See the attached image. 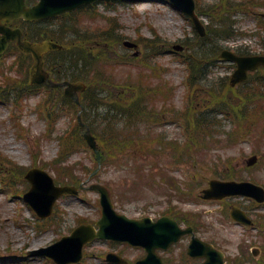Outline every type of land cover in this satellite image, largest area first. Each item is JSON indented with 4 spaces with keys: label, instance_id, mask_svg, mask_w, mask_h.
<instances>
[{
    "label": "rangeland",
    "instance_id": "rangeland-1",
    "mask_svg": "<svg viewBox=\"0 0 264 264\" xmlns=\"http://www.w3.org/2000/svg\"><path fill=\"white\" fill-rule=\"evenodd\" d=\"M213 1L201 0L200 2L203 6H208ZM96 6L100 13L118 19L117 22L120 26L119 33L127 36L126 39L135 41L136 39L142 40V37L154 38L155 34L152 30L154 28L157 32L156 39L163 41V43H171L172 45L176 43L185 44L186 42L190 44L195 43V50L218 44L216 40L215 42L207 41L198 44L196 33L190 21L165 1L139 0L137 2L102 3ZM262 6H264V0L257 2L254 8L251 9V13L240 12L236 14L234 17L236 27L248 32L249 35L242 38L238 36L224 42L223 47L249 51L251 54H261L263 52L264 23L262 25L263 27L259 24L260 18H262L261 14L264 13V7ZM83 15L84 12H77L74 16L56 20V30H59V25H64V30L68 31L69 26L76 23L80 28L92 31L93 33L89 32L90 37L98 38L96 32L106 28L104 22H90ZM204 19L206 23H209L207 16ZM50 27L55 28L52 25ZM50 27L47 25L44 26L46 29ZM253 31L255 35H250ZM70 39L69 43L73 46L75 44L78 45L81 41H85L84 39H78L75 34L70 35ZM95 45L90 44L87 47L90 50L91 56H95L99 52V47H101L100 45ZM186 47L188 48L189 54L196 56V52L192 51L190 47ZM140 49L142 52L144 51L142 44L140 45ZM117 51L120 54L125 52L129 53L128 49L123 45ZM130 52L132 53V51ZM5 59L7 60V57ZM10 62V60L6 61L8 65ZM156 62L162 67V73L164 74L161 78L154 79L153 82L169 84L175 92L170 108L176 112L178 111L177 108L183 110L186 106L185 95L187 93L184 77L186 78L188 75L185 64L180 62L171 53H165L159 56ZM204 68H206L205 71L200 75L202 82L206 84L216 82L218 85L225 82V78L230 76L234 70L229 63L219 65L205 64ZM14 71L13 76H16L17 70ZM133 72L135 73L136 71ZM123 74L125 73L118 72L119 77ZM151 77L153 76L151 75ZM1 81L2 77L0 76ZM166 89L169 90L170 88ZM16 92V90L9 91L12 99ZM43 97L44 93L41 91L33 95L30 99L27 98L21 101L22 106L26 108L23 114L20 111L15 113V109L11 105L0 101V153L10 158L13 162L27 168L32 166L34 161V157L32 156L37 153L39 158L34 162L41 167H46L49 172L54 174L51 162L60 152L57 137L59 134L67 131L72 125H70V119L67 116L58 119L54 125V131L47 138L45 134L48 130V121L39 115L36 106ZM157 107L159 106H156V109H152L146 114V117L149 118L147 123L138 121L136 124L143 128L150 127L153 129V135L157 139L159 138L157 134H159L168 141H183V127L176 120L174 111L166 112L164 109L167 108V105L164 109H161V106L159 108ZM215 110L216 106H209L203 113L210 118H216ZM12 113L21 119L25 130H22L20 126L16 125L15 117ZM157 113L161 114L162 117L157 119ZM218 118L219 122L214 130H217L218 133L224 132V135L226 132L232 130L234 127L232 119H227L223 114L218 115ZM99 123L100 120L96 119L95 125L97 126ZM21 131L24 132V136L20 135ZM218 138H221V135L215 136V139ZM257 141L258 139H255L254 146L253 143L247 141L231 148L224 142H213L210 148L205 151L204 158H202L199 167L196 169L194 167L190 168L185 164L171 165L172 161L167 157L160 159L157 156H152V161L156 163H167V166L181 180H185L192 175L194 177V173L198 170L203 171L198 173L203 185L202 188L206 187L209 180L213 178L215 169L217 172H221L232 170L233 168L239 171L242 179L251 180L264 186V139L260 142ZM154 146H156L155 143ZM147 148L148 146L145 143L136 142L128 150V154L138 160H142V158L150 157ZM84 150L81 149L73 154L67 164L84 163L92 168L91 164L96 163L90 157L91 154ZM254 154H259L261 156L260 160L253 167H248L246 162ZM229 157H233V159L226 163ZM220 158L222 161L221 165H218L216 168V164L220 161ZM93 166L95 167V165ZM7 168L6 164L0 165L1 172H5ZM77 173H81V171L78 170ZM83 178V181H85L88 175ZM133 179L134 176L119 169L118 166H109L106 168L102 166L100 174L94 177L92 181L101 182L109 188L112 187L121 197L131 198V201L123 203L124 206L119 204L121 207H117L120 212L126 213L130 217H141L144 215L152 217L163 216V212L170 205L169 199L161 198L159 193L153 191L145 192L141 187H131ZM124 181H128L129 185H126ZM16 185V188L22 192L27 191L30 187L22 179H19ZM7 191L9 190L7 189ZM80 192L79 197L66 196L61 198L55 207L53 216L47 220L39 218L23 198H13L6 191L0 192V257L15 258L12 260H0V264H47L42 259L35 258L36 260H33V258L26 255L27 252L46 247L57 241L63 235L69 234L78 225L77 220L81 217H85L91 222L98 220L100 216L98 194L86 188ZM239 201L244 205H250L252 203L246 199ZM173 205L181 207L185 211L192 212L197 217H200L198 222L202 223L203 226H207L208 229H201L198 235L208 240H214L226 251L227 256L231 258L238 254L242 245L248 247V249L247 247L245 248L246 251L248 250V253H250L251 247L261 246V237H264V235L260 236L256 228L246 230L230 218L227 219L225 212H219L221 206L219 203H205L203 201L198 203L191 201L181 202L178 199H174ZM248 210L251 216L256 219L264 215V206L253 207ZM182 248L183 246H180L178 251ZM109 249H114L113 251L116 252L122 251L132 260L144 254L140 249L120 245L114 246L110 243L107 244L105 241H97L86 247L85 259L80 264H107L101 257ZM262 258H264V252ZM194 263L192 262V264Z\"/></svg>",
    "mask_w": 264,
    "mask_h": 264
},
{
    "label": "water",
    "instance_id": "water-1",
    "mask_svg": "<svg viewBox=\"0 0 264 264\" xmlns=\"http://www.w3.org/2000/svg\"><path fill=\"white\" fill-rule=\"evenodd\" d=\"M96 0H40L39 4L34 7H27L26 0H0V32L5 34V39L0 40V47L3 50L9 40L19 39V44L26 51L32 52L37 59V65L34 68V73L40 72L42 68V58L41 53L52 47H56L53 42H44L42 44H32L28 41H22V32L19 29L12 30L10 28H5L2 26L1 21L6 20L11 22L12 20L23 17L26 20H35L47 18L54 16L69 10H73L82 4L94 2ZM179 7L186 11L198 24L197 17L194 13V2L193 0H173ZM227 57V56H226ZM229 58V57H228ZM235 56H231L230 59H234ZM239 60V59H238ZM255 61L247 59V66H253ZM239 72L237 77H239ZM35 75V74H34ZM36 79V78H35ZM71 89L67 90V93ZM34 189L27 195L28 199L32 201L36 209L42 216L49 215L51 213L52 206L57 198V196L65 190L66 188L57 189L54 187L52 180L44 173L40 171H35L32 175ZM102 192L103 188L98 187ZM208 197H222L227 194H247L256 197L260 200V189L251 184H236V183H223V182H212V189L207 191ZM234 216L239 215L237 218L244 220L245 215L236 210L234 211ZM107 218H105L101 224L105 225ZM132 240L136 243H144L143 238L140 234H135L132 236ZM160 238L156 237L154 240L146 244L150 247L154 244H158ZM71 248V247H70ZM68 254L60 255L61 257H67Z\"/></svg>",
    "mask_w": 264,
    "mask_h": 264
},
{
    "label": "trees",
    "instance_id": "trees-1",
    "mask_svg": "<svg viewBox=\"0 0 264 264\" xmlns=\"http://www.w3.org/2000/svg\"><path fill=\"white\" fill-rule=\"evenodd\" d=\"M224 3H228V4H230L227 0H223L222 1V6L223 7H228V5L226 6ZM248 3H249V6H250V8H252V7H254V2H251V1H248ZM247 4V3H246ZM241 6V5H240ZM213 7V10H212V14L213 15H215V16H222L224 13H217V9H216V6H212ZM227 20H229L228 19V17H222L221 19H220V24H221V26H220V28L219 27H215V30H214V33L216 32V33H221V31L222 32H225V33H228V31L231 29V23L230 22H228ZM101 55H99V58L98 59H101ZM85 62L87 63V60H85ZM102 74L103 73H101V72H98L97 71V74L95 75V77H96V81H99L102 85H104V87H105V84H104V82H103V80H101V76H102ZM96 86H98L97 84H96ZM103 86H101L100 87V89H103L104 88ZM99 98V97H98ZM91 101V100H90ZM91 104L92 105H94L92 102H91ZM96 106H98V105H95V107ZM135 108L137 109L138 107L137 106H135ZM140 109V108H139ZM134 111V105H132V104H130V105H128V107L126 108V110H125V114H130V113H132ZM141 111V113L143 112L142 110H140ZM125 114H122V115H125ZM133 116H138L136 113L133 115Z\"/></svg>",
    "mask_w": 264,
    "mask_h": 264
},
{
    "label": "bare ground",
    "instance_id": "bare-ground-1",
    "mask_svg": "<svg viewBox=\"0 0 264 264\" xmlns=\"http://www.w3.org/2000/svg\"><path fill=\"white\" fill-rule=\"evenodd\" d=\"M37 245V244H36Z\"/></svg>",
    "mask_w": 264,
    "mask_h": 264
}]
</instances>
